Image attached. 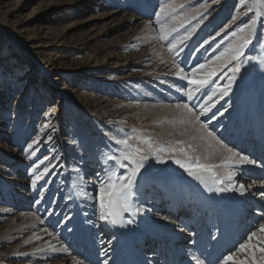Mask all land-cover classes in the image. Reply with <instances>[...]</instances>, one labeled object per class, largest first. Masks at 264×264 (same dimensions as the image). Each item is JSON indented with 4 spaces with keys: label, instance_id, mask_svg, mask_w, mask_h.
Here are the masks:
<instances>
[{
    "label": "rangeland",
    "instance_id": "1",
    "mask_svg": "<svg viewBox=\"0 0 264 264\" xmlns=\"http://www.w3.org/2000/svg\"><path fill=\"white\" fill-rule=\"evenodd\" d=\"M18 1L26 5L22 14L30 21L21 29L11 26L12 21L0 25V264H68L74 257L81 264H105L110 257L106 253L105 259L87 260L92 257L87 244L93 240L97 252L95 243L104 234L105 221L98 215L99 179L106 178L105 169L114 166L106 157L110 149L119 147L115 138H151L165 148H184L189 155L199 156L201 163L217 164L223 159L226 153L193 122L195 116L177 108L188 103L195 115H200L187 98V81L175 74L174 61L190 72L197 64L213 59L233 42L231 33L240 35L239 28L254 13L238 15L246 11L240 0H6L8 7H0V16ZM246 2L250 5L252 0ZM165 4L174 10L161 16L160 22L175 26L177 31L160 40L156 14ZM233 16L238 19L233 21ZM196 25L195 32L170 52L169 44ZM205 40L209 44H204ZM245 55L252 60L236 74L228 95L233 106L246 78L264 84V64L259 63L264 58V17L257 19L253 44L245 49ZM228 67L214 77L221 87L228 82L220 78L223 73L232 74ZM202 95L198 93L194 99L206 101ZM220 106L212 114L223 110ZM212 116L199 119L217 137L221 124L209 126ZM263 124L264 120L260 121V131ZM249 126L245 125L246 134ZM232 137L228 134L222 143L237 151L232 147L237 139L231 141ZM208 143L212 147L206 149ZM202 145L204 155L199 152ZM160 156L163 163L148 153L140 172L148 179H141V195L135 200L136 206L144 209L141 215L150 221L158 216L159 207L154 204L169 207L170 203V198L159 201L162 182L151 173L162 171L165 162L183 170L174 159H186L179 151ZM114 171L119 175L125 169ZM217 171L225 174L228 170ZM243 171L221 184L226 187L231 183V188H226L234 192L244 185L246 195L253 192L260 200L262 187L247 190L264 181L247 180ZM41 173L34 187L32 181ZM146 195L151 199L146 200ZM78 204L82 219L76 239ZM161 216L170 217L169 211ZM56 217L57 222L51 225ZM67 217L66 229L74 241L71 245L64 241L66 232L61 233ZM64 248L68 251L65 258ZM262 255L258 253L256 259Z\"/></svg>",
    "mask_w": 264,
    "mask_h": 264
},
{
    "label": "bare ground",
    "instance_id": "2",
    "mask_svg": "<svg viewBox=\"0 0 264 264\" xmlns=\"http://www.w3.org/2000/svg\"><path fill=\"white\" fill-rule=\"evenodd\" d=\"M0 7H8V2H6V0H0ZM25 8L26 5L25 4L19 5V1L18 4L9 6V10L5 11L0 16V25L5 26L6 23L12 21L11 26L13 27L19 26V28L20 27L24 28L27 25V23L30 21L29 17L27 19L26 18L24 19L23 17L22 13ZM250 51L251 50H249L248 53H250ZM114 65L116 67L121 66L116 63H114ZM242 82L243 84L240 83V86L243 88V90L241 93H239L240 96L238 97V101L236 100L237 103L235 106L232 105L234 101L232 99V96L229 97L225 96L223 98H218V100L216 101L213 100L214 102L211 103L214 104V107H212L211 111H209L208 113L201 114L200 105L204 104L206 101L201 100L199 97L197 99H194L195 98L194 97L193 100L190 101L193 104V106L197 108V110H199L200 112L199 116L201 118L205 117L206 119H208L211 115H213L212 112H216L217 111L216 108L219 106V104H221L220 107L223 110L221 111L218 110L219 111L218 114L215 115L216 118L209 121V126L211 127L221 124L218 128L217 137L216 135H214L216 139L220 140L221 142H226V140L228 139L227 138L228 134L235 135L236 133L237 135L238 133H240V135H243V131L246 124L252 126L253 130L259 129L260 121L264 120V84L259 85V83L253 80L252 78H246V80ZM225 109H227V111H225ZM220 113H223V115H221ZM261 132H264V129ZM235 139L236 136L232 137L231 141H235ZM199 150H200L199 152H201L203 155L206 153V151L203 148V145L199 148ZM221 160H219L217 164H219ZM246 168L247 165H241L238 167H234L232 171H235L237 175L238 172L242 169L244 171H247ZM251 168L252 170L248 171L251 172L250 173L251 176L249 177H254L255 176L254 174L256 173V169L253 167ZM124 172L125 171H123L119 175L124 174ZM236 175L233 178H235ZM151 176L159 178L158 179L159 181L161 179L162 182L161 195L163 196L160 197L159 201H162L164 203L166 198H170V201H172L171 205L175 206V207L173 206L171 207V211H174L176 209L175 204H177L178 201H182L183 204L186 206L188 204L190 205L191 204L190 202L193 201L195 203L199 202L201 205L204 204L205 206H208L210 208H211V204L217 202H223L227 205L228 209L234 206V208L238 212L239 209L238 205H240L241 202H244V197H250L249 194L246 195L247 194L246 191H244V194L241 195L239 191L235 190L234 192L232 190H228L222 184L219 185L213 184L211 180H208V184L212 188V191H209L204 184L196 180L194 177L188 175V173L184 171V169L183 170L175 169L174 166L170 164V162H165V164H163L162 171L160 172L158 171V173L155 174L151 173ZM141 179L147 180L148 178L144 173H140L138 175L135 186L134 203L135 200L139 199L140 198L139 196L141 195L140 192ZM260 184H261L260 182L254 183L255 186L254 187L251 186L250 188H248L247 191L251 192V189H254L255 187H262L261 190L264 191V184L261 185ZM217 187L225 188L226 190L218 192L216 191ZM182 202H180L181 204L179 203L180 208L182 207ZM164 204L163 205H161V203L154 204L156 205L154 207H159V208H156L158 216L153 217L152 221H150L151 219L149 220L143 215H141V213H138L133 217L130 213L127 212L122 214V220L124 221V223L122 224L113 225L110 223V221H105L103 227L104 234H102L100 238H97V242L95 243L97 252H95L93 240L91 241V243L88 242L87 244L92 255L91 259L87 258V260L93 261L94 258L103 259L104 258L103 255H105L104 253H106V255H110V257H107L108 258L106 260L107 264H160V262L158 261L159 259L158 255L154 256L147 254L150 252L149 248L151 246L146 245V240H148L149 237L152 238L155 237L156 238L155 243L158 244L159 242L160 243L159 246L162 247L161 257L164 258L163 254H168V253L171 254L175 250V245L170 244V242L171 243L176 242V239L182 237L183 234V231L178 228L176 220L174 222L171 220L170 217L167 218L168 215L163 217L161 216L163 212L166 213V210L168 208V206ZM245 204H247V202ZM261 204H264V196L257 201H255V197L251 196V203H249V205L257 208L260 207ZM78 206H79L78 211L77 212L75 211L76 215L74 217V221L76 223L75 224L76 226H74V228L75 227L77 228L75 229L76 231L73 229L75 232L74 236L76 239L78 238L79 235V234L77 235V231H79L81 225L80 219H82L80 218L81 206L80 204H78ZM247 210L250 211L251 214L253 215L252 218L253 217L259 218L260 213L255 208L253 209L248 208ZM261 215L263 216V222L261 224H264V214ZM254 218L253 220H255ZM57 219H58L57 217L55 219H51L50 221L51 225L55 224L57 222ZM129 219H132L134 222L128 224L127 220ZM68 220H69L68 217L64 219L61 233L64 234L63 232H66L65 233L66 238L65 240L64 239L63 240L67 241V243L71 245L73 241L71 237L72 234L69 237V230L66 229ZM144 221L148 224L147 225L148 227L144 224ZM259 227L260 224L257 227L253 225V228H255L253 232H256V236L253 237L252 241H248L247 239L246 242L243 243L246 245V247L243 250H240V246H239L237 250L233 252L235 255L233 256V259L229 261V264H234V262H240V261H244L245 264H251L252 259H256L257 254L262 253L260 249L264 247V243H262V241H264V233H261L259 231ZM98 230L95 231L97 232ZM94 232H92L93 235ZM82 237L84 238V236ZM75 242L77 243V240H75ZM84 244L86 246V242H84ZM61 251H63V249L60 250L59 253H63ZM62 255H64L65 258V256H68V251H65V254ZM150 258H152L151 259L152 262H150ZM78 260L80 261V259ZM256 260L259 261L258 259ZM68 264H76V261L73 258H71L68 261Z\"/></svg>",
    "mask_w": 264,
    "mask_h": 264
},
{
    "label": "snow or ice",
    "instance_id": "3",
    "mask_svg": "<svg viewBox=\"0 0 264 264\" xmlns=\"http://www.w3.org/2000/svg\"><path fill=\"white\" fill-rule=\"evenodd\" d=\"M240 5L241 8L246 9V11H241L238 15H247V13L252 12L254 13V16L248 23L239 28L238 31L240 35L236 32L231 33L234 40L226 48H224L223 51H221L218 55H215L213 59L208 60L203 64H197V66L193 67L190 72H185L184 68L180 67L179 64H176L174 61L176 76L181 80L187 81L188 87L186 95L188 100L192 101L198 93H203L201 98L206 97V102L200 105L201 114L211 111L214 104L209 102L213 101L215 96L219 95L223 98L229 95L232 91L233 83L236 80V74L240 72L242 65L249 63L252 60V57H247L245 55V49L249 48V46L253 44V36L255 33L257 19L264 17V0H252L250 5L246 2V0H240ZM171 10H174L173 6L165 4L161 6L160 11L156 14L157 22L160 25V40L167 39L171 33L177 31L175 26H169L160 22L161 16L166 15ZM232 19L235 21L238 19V16H233ZM183 23L184 22L182 21L181 26H183ZM196 27H199V25L193 27L185 36L180 37L176 43L169 44V51H174L177 48V44H182L185 40H187L192 33L195 32ZM244 33H247V35H244ZM217 35H219V33H217ZM204 44H209V40H205ZM201 47H203V45H201ZM233 62H235L234 66L228 67ZM259 63L264 64V58H260ZM226 67H228V71L232 74L228 75L227 72L223 73L220 78H226L228 82L221 87L216 80H214V77H216L217 73L221 72ZM197 73L202 74L197 75ZM177 108H183L186 113L194 115L195 120L193 122L199 124V129L204 131L206 133V137L210 141H214L219 149L226 153V155L219 164H207L201 163V158L199 156L193 157L189 155L184 148H165L154 144L151 138H145L142 136L127 137L125 139L115 138V145L119 147L110 149V154L106 157V160L114 161V166L113 168L105 169L106 178L99 179L98 205L99 219L101 221H110L113 225L122 224L124 223L122 220L123 213H130L134 217L136 214L144 211L142 207L135 205L134 196L138 174L141 172V169L145 167V161L148 159L149 152L154 153L156 159L160 163L164 162L161 159L160 153L166 151H179L183 153L186 159L173 158L174 163L184 169L188 175L204 184L209 191H212V188L209 186L208 180H211L212 183L216 185L223 183L225 180L231 182L233 177L236 175L235 171H232L234 167L241 165H256L258 167H264V163L257 164L256 160L250 159L249 156L234 151L233 148L228 147L226 144L216 139L213 133L207 130V125L200 122L199 115H195L193 107H191L188 103L177 105ZM225 111H227V109H225ZM220 114L223 115V113ZM215 118L216 116L213 114L212 119ZM133 140H137L139 143L134 144L132 143ZM176 143L179 144L182 143V141H177ZM142 145L146 147H143ZM31 147L32 145H29V148ZM211 147V143L206 145V149ZM188 148H192V145H188ZM45 159H47V157H45ZM204 159H207V156H205ZM114 168L125 169V172L124 174L117 175ZM221 168L227 169V173L222 174L218 171H214ZM44 172L47 173L48 169L45 168ZM108 172H111V175H107ZM42 175L43 173L36 176V178L32 181L34 187L36 185V181L41 179ZM97 176L100 177L101 173H97ZM231 186V183H228L226 187L231 188ZM225 190V188H216V191L218 192ZM236 190L243 195L245 191L244 185H240V187ZM261 196H264V192L261 193ZM37 203H39V201H37ZM133 222L134 221L132 219L127 220L128 224ZM259 231L264 233V224H260ZM255 236L256 232H252L248 236V241H252ZM262 243H264V241H262ZM245 247V244H241L240 250H243ZM64 251H67V249H64ZM198 251V249H189L190 264H205V259L202 258V254H197ZM260 251L264 253V248H261ZM234 255L235 254L231 252L224 255L218 260L217 264H229V261L233 259ZM73 259L76 261V264H81V262L76 260L75 257ZM105 264H107V262H105ZM234 264H245V262H234ZM251 264H264V255L260 257L259 261L252 259Z\"/></svg>",
    "mask_w": 264,
    "mask_h": 264
}]
</instances>
